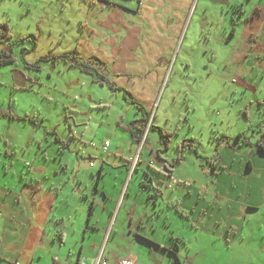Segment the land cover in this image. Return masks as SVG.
<instances>
[{"label": "rangeland", "instance_id": "1", "mask_svg": "<svg viewBox=\"0 0 264 264\" xmlns=\"http://www.w3.org/2000/svg\"><path fill=\"white\" fill-rule=\"evenodd\" d=\"M93 1L102 7L97 5L96 8ZM143 2L0 0V24L8 25L12 40L29 35L37 39L35 49L29 52H22L23 47H31L28 41L11 45L16 65L0 67V106L8 107L10 104L15 115L27 116L29 119L26 117L25 120L31 123L36 117V126L42 132L54 130L55 133L46 134L50 140L58 136L68 141L71 130H74L76 140L71 147L78 146L83 155V152L88 154L91 148L89 144L94 140V130L100 125L115 132L119 117L124 122H130L135 114L139 117L136 107L126 102L123 91L117 88L125 90L136 102L144 105V109L148 107L149 98L154 92L152 107L147 112L148 123L155 128L146 131L139 144L130 143L123 137L118 139L115 136L113 140L110 152L118 146L123 149L120 152L124 156L133 155V159L127 162L128 172L111 225L124 197L115 226L121 224V214L131 209V202L138 199L135 216L151 209L148 217L152 216L156 222H167V227L159 230L165 229L164 235L166 238L171 236L174 247L179 246L181 251L190 254L202 245L203 255L214 257L197 264H264V241L248 240L250 232L247 230L257 223L262 224L260 212L248 214L242 239L233 241L225 250L221 245L224 238L218 239L216 235L208 238V235L195 231L197 227H191L192 224L185 220L187 216L182 214L185 219L179 217L181 208L169 210L170 206L164 201L149 198L148 195L154 192L142 184L143 180L148 182L145 175L152 177L156 187L168 180L160 174L162 166L155 157L156 150L163 147V140L157 131L159 128L171 134L169 149L162 155L164 158L174 159L177 145L184 140H190L195 145L199 156L186 150L183 162L177 166L174 175L182 179L191 178L198 183H204L206 175L210 174L200 167L208 166L207 159L203 158L205 155L211 158L216 145L234 144L238 133L254 143L264 133V0L177 1L176 5L183 7L186 4L188 9L171 51L173 40L166 28L169 25L174 29L178 27L180 18L167 20V16L162 15L164 19H154L153 8L143 5ZM139 4L137 16H142L143 12L144 18L140 17L137 22L138 17L133 13L134 7ZM105 17V20L97 23ZM119 17L129 24L135 23L140 31V40L136 49L131 42L127 49L116 55L121 50L112 48L108 41L111 38L118 40L115 32L120 27L111 22ZM101 23L105 26L102 27ZM232 28L235 30L233 35ZM81 42H84V46L81 45L83 60L98 67L101 72L105 70L104 74L114 90L94 83L90 75L76 68L43 60L49 54L77 53L76 50L81 54ZM149 55L155 59L156 69L146 79L151 92L145 89L147 97L142 98L139 95L142 82L133 79V83L129 78L134 76L128 75V72L133 71L135 64L142 66ZM37 61L40 71L23 66V62L34 64ZM161 70L163 75L159 78ZM22 84L31 85L30 90H22ZM3 123L7 121H0L1 133L4 132ZM13 123H16L17 130L31 127L29 124L23 126L22 122ZM129 146L132 147L131 152L128 151ZM80 156L77 159L86 162V166L89 161L95 163V159H89L88 155ZM109 157L113 159L114 156L109 153ZM117 171L113 169L108 172V181ZM94 175L97 178L96 169ZM154 207L156 213H153ZM128 222L129 218L124 223ZM181 235L186 237L187 247L178 237ZM166 262L178 264L172 255L168 256ZM180 264H184V261L180 260Z\"/></svg>", "mask_w": 264, "mask_h": 264}, {"label": "crops", "instance_id": "2", "mask_svg": "<svg viewBox=\"0 0 264 264\" xmlns=\"http://www.w3.org/2000/svg\"><path fill=\"white\" fill-rule=\"evenodd\" d=\"M177 1L179 0L143 2V5L153 8L151 10L154 19L157 17L164 19L162 15H166L167 20L171 18L174 21L175 17L180 18L178 27L174 29L169 25V28H166L171 33L167 35L172 36L173 40L170 51L188 9L186 4L183 7L176 5ZM93 2L96 8L97 5L99 8L102 7L96 1ZM139 7L140 4L136 5L133 13L138 17L137 19L134 17L137 22L143 17V12L142 16H137ZM108 10L110 11V8ZM111 23H116L120 27L115 32L118 40L111 38L108 41L112 48L121 50L116 52V55L127 49L131 42L134 43L132 45L134 49L138 47L140 31L135 23L129 24L121 17ZM100 25L105 26L104 23ZM234 32L235 30L231 35ZM81 45L84 46V42H81L79 47L81 54L77 50L76 52L83 59ZM92 54L94 55L95 51ZM145 60L142 66L135 64L133 71L128 72V75L134 76L129 78L132 82L133 79L142 82V88L139 90L142 98L147 97L145 89L151 92L149 90L151 86L146 79L150 74H154L153 71L156 69L153 57L149 55ZM161 71L159 78L163 75V70ZM102 72L106 73L105 70ZM28 80L30 81L29 78ZM20 87L24 91H29L31 85L22 84ZM154 98L155 93L152 92L146 111L151 109ZM0 110L12 112L10 104L8 107L0 106ZM15 116L21 117L17 114ZM134 117L131 121L140 115L138 117L135 114ZM4 120L7 123H3L4 127L2 124L4 132H0V264H80L82 261L84 264H92L97 259L99 264H118L125 257H130L134 264H167L169 255L176 257L179 264L180 260L184 261V264H187L186 262L197 264L214 259L209 255H203L205 252L202 245L190 254L181 251L179 246L174 247L171 236L166 238L164 235L165 229L159 230L167 227L165 226L167 222H156L152 216L148 217L151 209L135 216L138 199L131 202V209L121 214L122 222L115 226L124 197L111 225L128 172L127 162L133 159V155L124 156L120 152L123 149L118 146L113 152L110 151L115 136L138 144L132 140L129 131L124 129L131 121L124 122V119L119 117L116 124L118 129L115 132L101 125L95 129L92 136L94 140L89 144L91 148L88 154L83 152L89 159H95V163L89 161L86 166V162L77 159L78 156H83L78 146L71 147L76 140L74 130H71L68 141L66 138L60 139L56 136L55 138L59 139L57 142L55 138L50 140L46 137V134L55 133L54 130L49 129L44 133L36 126V117L33 119L34 124L29 120L0 117L1 123L5 122ZM40 120H43L42 117ZM13 122H22L23 126L29 124L31 127L17 130V125ZM237 135L241 133L236 134V137ZM263 135L264 133H261L254 143L241 135L232 145L230 143L216 145L214 153L217 154V159L213 163L214 167L209 164L207 167H200L205 173L210 172L206 175L204 183L174 175L175 169L183 160L169 175L161 169L160 174L168 180L165 184L158 182L160 185L157 186L159 190L157 198L169 205V210L181 208L179 217L184 218L182 214L187 216V219H184L192 224L193 229L197 227L195 231L208 235V238L213 235L218 239L224 238L221 245L225 250L233 241L242 239L248 214L260 212L262 224L257 223L253 228L247 229L250 232L248 240L264 241ZM105 141L110 143L107 153L102 150ZM131 149L132 147L128 151L131 152ZM76 150L79 154H75ZM109 153L114 156L113 159H110ZM117 153H120V159ZM192 153L199 156L198 150ZM204 157L203 159L209 158L206 155ZM89 163H93V167H90ZM95 169L97 178L94 175ZM113 169L118 171L108 181L107 174ZM149 183L155 184L152 177L149 178ZM153 213H156L155 207ZM128 218L129 222L125 224ZM178 237L183 239V245L187 247L186 237L182 235ZM144 246L148 249L145 250ZM155 251H161L163 254L158 255Z\"/></svg>", "mask_w": 264, "mask_h": 264}, {"label": "trees", "instance_id": "3", "mask_svg": "<svg viewBox=\"0 0 264 264\" xmlns=\"http://www.w3.org/2000/svg\"><path fill=\"white\" fill-rule=\"evenodd\" d=\"M233 32V29H232ZM36 37L35 36H23L19 39L12 40V36L9 32V27L7 24H0V67L2 66H10V65H16L15 59L12 56L11 53V45L14 44H23L24 42L28 41L31 44L30 48H22V52H29L30 50H34L36 47ZM9 49V50H6ZM44 61H50L53 64L57 63H64L72 68H76L80 70L82 73H85L87 75L91 76V79L93 80L94 83H97L99 85H106L109 89L114 90V87L112 86L111 82L108 81L106 78L104 72L99 71V68L96 66H92L90 64H87L86 61L81 59V57L75 53H62V54H57V55H47L43 59ZM23 66L26 68H32L34 70L40 71L41 67L39 65V61H37L34 64L31 63H26L23 62ZM118 90L123 91V97L126 102L134 105L136 107V111L140 113V117L131 121L129 124H127L124 129L129 131L131 138L134 142L140 143L142 141V138L144 136V132L147 126V123L149 121V114L148 112L144 109V107L136 102L127 92L123 89L117 88ZM9 117V118H17L21 120H25L26 116L24 117H16L11 114L10 111H2L0 110V117ZM123 127V126H122ZM153 127L152 123L149 124L148 130H151ZM160 137L162 138L163 142V147L160 149H157L155 152V157L156 159L161 163L162 169L164 172L169 175L173 172V169L175 166L183 160V155L184 152L191 151L196 153V147L190 140H184L180 142L177 145V155L173 159H166L162 157V155L169 149V143H170V133H167L165 130H161L160 128L157 130ZM241 135H237V139ZM264 136V135H263ZM57 142H59L58 138H55ZM146 143V140H144V143ZM217 159V154H214L211 158L207 159V163L211 166L214 167V162ZM146 182L145 180L142 182L143 186L148 187L149 189L153 190V194L149 195V198L156 199L159 196V190L157 187L154 185H151L149 183V178L147 175H145ZM148 184V185H147ZM175 262L179 264L178 259L175 257Z\"/></svg>", "mask_w": 264, "mask_h": 264}, {"label": "built area", "instance_id": "4", "mask_svg": "<svg viewBox=\"0 0 264 264\" xmlns=\"http://www.w3.org/2000/svg\"><path fill=\"white\" fill-rule=\"evenodd\" d=\"M109 146H110V143L108 141H105L104 144L102 145V150L104 153H107ZM89 166L93 167V163H89ZM80 264H84L83 261ZM92 264H99V259H97L95 263L93 262ZM118 264H134V263H133V260L130 259V257L128 258L125 257L124 259H121L118 262Z\"/></svg>", "mask_w": 264, "mask_h": 264}, {"label": "water", "instance_id": "5", "mask_svg": "<svg viewBox=\"0 0 264 264\" xmlns=\"http://www.w3.org/2000/svg\"><path fill=\"white\" fill-rule=\"evenodd\" d=\"M148 126H149V123H148V125H147V127H146V129H145L144 135L146 134V131H147ZM143 139H144V136H143V138H142V141H143ZM142 141H141V142H142Z\"/></svg>", "mask_w": 264, "mask_h": 264}]
</instances>
